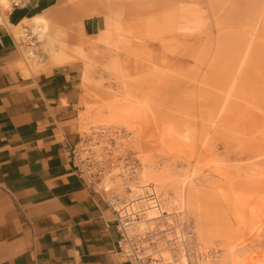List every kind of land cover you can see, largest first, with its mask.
Wrapping results in <instances>:
<instances>
[{
	"label": "rangeland",
	"instance_id": "rangeland-1",
	"mask_svg": "<svg viewBox=\"0 0 264 264\" xmlns=\"http://www.w3.org/2000/svg\"><path fill=\"white\" fill-rule=\"evenodd\" d=\"M102 1L105 28L85 44L50 22L92 61L86 75L79 61L80 149L139 165L130 184L145 170L168 198L199 192L208 235L181 200L165 208L191 221L202 264H264V0ZM38 46L33 65L53 64ZM110 183L125 192L118 175Z\"/></svg>",
	"mask_w": 264,
	"mask_h": 264
},
{
	"label": "crops",
	"instance_id": "crops-1",
	"mask_svg": "<svg viewBox=\"0 0 264 264\" xmlns=\"http://www.w3.org/2000/svg\"><path fill=\"white\" fill-rule=\"evenodd\" d=\"M8 2L0 7V264H130L117 252L112 210L72 153L86 87L80 62L40 58L31 67L22 52L39 47L26 24L39 14L85 44L105 28L104 3Z\"/></svg>",
	"mask_w": 264,
	"mask_h": 264
},
{
	"label": "built area",
	"instance_id": "built-area-1",
	"mask_svg": "<svg viewBox=\"0 0 264 264\" xmlns=\"http://www.w3.org/2000/svg\"><path fill=\"white\" fill-rule=\"evenodd\" d=\"M72 147L79 175L88 187L99 192L112 210L115 226L119 233L117 252L130 264H202L204 253L194 228L182 210L145 221V212L153 200L158 199L151 187L142 193H131V178L139 169V165H106L100 157L92 155L87 148ZM89 152L88 155L85 153ZM102 158V157H101ZM115 172V174H114ZM118 175L125 192L110 183ZM106 181L110 183L107 187ZM151 202V203H150ZM156 202V201H155ZM155 223H151L156 221ZM168 256H163V253ZM215 252V249H214ZM210 251L212 256H215Z\"/></svg>",
	"mask_w": 264,
	"mask_h": 264
},
{
	"label": "bare ground",
	"instance_id": "bare-ground-1",
	"mask_svg": "<svg viewBox=\"0 0 264 264\" xmlns=\"http://www.w3.org/2000/svg\"><path fill=\"white\" fill-rule=\"evenodd\" d=\"M8 1L9 0H0V7L7 8L9 5ZM51 19L53 18L51 17ZM27 23L30 24L29 37L31 35H34L37 41L45 42V45L49 48L48 53H50L49 54L50 56L49 55L48 56L50 57V60L53 62V64H64V63L66 64V63H74V62L76 63V61H82L84 63V75H86L87 71L89 72V68L92 66V61L89 55L84 50V48L81 45L71 44V42H68V41L65 42V41L58 39V34L54 32L55 30L53 31L54 33L51 32L50 20L47 16L43 14L36 15L33 18H30V20H27L26 24ZM13 28L14 30L12 31H14L17 36L27 35L24 28H21L20 25L14 26ZM30 48L31 47L26 46V48L23 49L22 52H23V55L25 54L24 57L25 56L27 58L29 57V61L26 58L27 59L26 62L28 63V65L32 67V66H35V64L33 65V59H34L33 57L35 56V53H34L35 51L33 52ZM115 58H118L117 55L115 56ZM111 61H112L111 63L113 66L114 61L113 60ZM117 61L118 60H115V62ZM131 109H134V106H133V103L130 102L128 104L122 105L121 110H122V113L126 116L127 113H129ZM140 174H141V177L139 178L138 183L130 184L131 191L129 192L134 193V194L136 192L142 193L146 188L151 187L155 196L158 195L159 197L158 199L152 201L153 204L150 205L147 211L145 212V218H144L145 221L153 220L154 218L161 216V213L165 211H167V214H171L176 211H179V210H174V211L168 210V208H165V207H169L172 204L177 206L179 204L178 203L179 200H181L183 204L180 203V205L182 204L184 205V207L186 206L195 215V218L197 219V222L199 223V226H198L200 227L199 231L201 233L203 232L204 235L205 233L207 234L210 231L211 226L207 224V221L205 218L206 216L204 217L205 207L203 205V200L199 192H197L195 189H189V193H187L185 187L180 185L179 188L172 190L175 193L173 194L172 197H170L168 194L169 196L168 198L167 193L160 194L161 192L157 190V180L156 179L150 180L147 174L145 173V170ZM106 184H107V181H106ZM106 186L109 187L108 185ZM122 188L125 189L124 186ZM190 188L192 187L190 186ZM154 222L156 223L157 220L151 223L153 224ZM163 256L167 257L168 253L164 252Z\"/></svg>",
	"mask_w": 264,
	"mask_h": 264
}]
</instances>
